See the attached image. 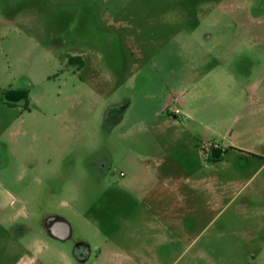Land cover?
<instances>
[{"label": "rangeland", "instance_id": "rangeland-1", "mask_svg": "<svg viewBox=\"0 0 264 264\" xmlns=\"http://www.w3.org/2000/svg\"><path fill=\"white\" fill-rule=\"evenodd\" d=\"M261 90L264 0H0V264H186Z\"/></svg>", "mask_w": 264, "mask_h": 264}, {"label": "crops", "instance_id": "crops-1", "mask_svg": "<svg viewBox=\"0 0 264 264\" xmlns=\"http://www.w3.org/2000/svg\"><path fill=\"white\" fill-rule=\"evenodd\" d=\"M258 97L263 100L259 110L244 114L243 145L234 142L230 146L235 154L246 157L247 165L250 159L257 161L248 169V181L233 196L242 195V199L226 203L233 207L223 222L226 228L220 223L218 231L194 249L186 264H264V90ZM196 243L193 240L189 246Z\"/></svg>", "mask_w": 264, "mask_h": 264}, {"label": "flooded vegetation", "instance_id": "flooded-vegetation-1", "mask_svg": "<svg viewBox=\"0 0 264 264\" xmlns=\"http://www.w3.org/2000/svg\"><path fill=\"white\" fill-rule=\"evenodd\" d=\"M9 92V91H7ZM28 98V94L26 98L21 99L20 101H27ZM10 104L15 105L17 102H11L10 100H7ZM19 102V101H18ZM6 191V198H7V203H4V207L2 209L3 211V218L7 219V220H12L13 218H15L14 214L10 211L11 208L14 209L15 207V203L14 200L11 199V195H10V191L9 190H5ZM24 201H22L21 204H23ZM53 221L50 222V224L48 223L46 225V229L43 227V231H41L42 233H46L47 235L51 234L53 238H63L65 239L66 237H68L67 233H65V227H64V223L61 220L58 219H52ZM85 255V252L83 253Z\"/></svg>", "mask_w": 264, "mask_h": 264}, {"label": "trees", "instance_id": "trees-1", "mask_svg": "<svg viewBox=\"0 0 264 264\" xmlns=\"http://www.w3.org/2000/svg\"><path fill=\"white\" fill-rule=\"evenodd\" d=\"M5 97L7 100H10L11 102H18L23 98L27 97V92L26 91H9L5 92Z\"/></svg>", "mask_w": 264, "mask_h": 264}, {"label": "water", "instance_id": "water-1", "mask_svg": "<svg viewBox=\"0 0 264 264\" xmlns=\"http://www.w3.org/2000/svg\"><path fill=\"white\" fill-rule=\"evenodd\" d=\"M64 227H65V233H67V235H68V233H69V227H68L67 224H64ZM58 239H63V238L60 237Z\"/></svg>", "mask_w": 264, "mask_h": 264}]
</instances>
